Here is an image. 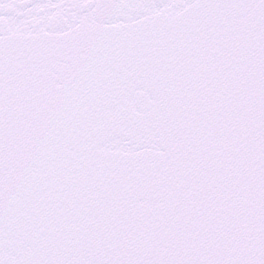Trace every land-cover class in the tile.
<instances>
[{
    "label": "snow or ice",
    "instance_id": "obj_1",
    "mask_svg": "<svg viewBox=\"0 0 264 264\" xmlns=\"http://www.w3.org/2000/svg\"><path fill=\"white\" fill-rule=\"evenodd\" d=\"M0 264H264V0H0Z\"/></svg>",
    "mask_w": 264,
    "mask_h": 264
}]
</instances>
